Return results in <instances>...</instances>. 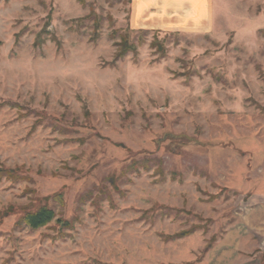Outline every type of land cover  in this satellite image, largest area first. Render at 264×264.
Segmentation results:
<instances>
[{
	"label": "rangeland",
	"instance_id": "obj_1",
	"mask_svg": "<svg viewBox=\"0 0 264 264\" xmlns=\"http://www.w3.org/2000/svg\"><path fill=\"white\" fill-rule=\"evenodd\" d=\"M130 9L0 0V264H210L264 194V0H211L191 30L136 29ZM123 35L136 53L115 60ZM42 206L71 226H15ZM241 232L235 264H264Z\"/></svg>",
	"mask_w": 264,
	"mask_h": 264
},
{
	"label": "crops",
	"instance_id": "obj_2",
	"mask_svg": "<svg viewBox=\"0 0 264 264\" xmlns=\"http://www.w3.org/2000/svg\"><path fill=\"white\" fill-rule=\"evenodd\" d=\"M200 2L201 0H130L131 22L136 29L145 28L138 26V24H149L154 21L158 25L157 27H152V29H156L155 31L191 30L199 27L201 23L205 24L207 21H211V0H208L206 16L195 22L192 20L185 22L181 19L184 16L182 14L193 13L195 11L194 5ZM177 4L180 6L176 7ZM245 203L246 218L239 220L242 226H238L236 231H234L235 227H232V231L226 232L223 238L215 242L216 244L213 243L212 247L201 258L202 260L207 257V260H210V264H235L248 259L247 251L254 245L245 241L241 232L243 227L259 232L261 241L256 247H260V250H263L261 247L264 246V194H251L246 198ZM217 254L219 255L218 257H216Z\"/></svg>",
	"mask_w": 264,
	"mask_h": 264
},
{
	"label": "trees",
	"instance_id": "obj_3",
	"mask_svg": "<svg viewBox=\"0 0 264 264\" xmlns=\"http://www.w3.org/2000/svg\"><path fill=\"white\" fill-rule=\"evenodd\" d=\"M116 47H117V51L115 54V60H119V59L123 58L127 53H136V47L129 40L128 35L121 36L119 44L117 43ZM150 47L154 51H156L159 55H162V56L164 55V50L162 49L163 47H162L161 42H156V40H154L150 43ZM127 169L129 170L130 166ZM158 170H159V174H162L161 167H159ZM3 178H5L9 181H13L16 179V176L14 175L12 170L3 169L2 167H0V180ZM110 178L112 179L111 184L113 185V187H115L113 176ZM56 199L61 202L62 201L61 195H56ZM55 217H56V215H55L53 210H51L50 208H48L46 206H42V207H39V209L36 211L25 212L18 219L15 226L18 228H24L25 227V228H28L30 230L36 231V230H39V229L44 228L47 225H49L53 220H55ZM55 221L57 224H60V226L63 228L71 226V222L67 221V220L56 219ZM201 229L203 231H205L206 226L200 225V224L194 225V226H191L190 229H188L186 231L179 232V233L172 235L170 237H167L164 240L168 241V240L181 239V238L190 236L195 231L201 230ZM214 241L215 240L212 239V240L206 242V244L202 250L201 255L196 259V262H199L201 260L203 255L212 247Z\"/></svg>",
	"mask_w": 264,
	"mask_h": 264
},
{
	"label": "clouds",
	"instance_id": "obj_4",
	"mask_svg": "<svg viewBox=\"0 0 264 264\" xmlns=\"http://www.w3.org/2000/svg\"><path fill=\"white\" fill-rule=\"evenodd\" d=\"M179 6V4L176 5V7ZM194 8L195 11L193 13H187L183 17H181V19L185 22H187L188 20H192L195 22L198 21L201 17L206 16L208 12V0H201L200 3L194 5Z\"/></svg>",
	"mask_w": 264,
	"mask_h": 264
}]
</instances>
